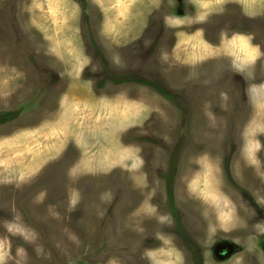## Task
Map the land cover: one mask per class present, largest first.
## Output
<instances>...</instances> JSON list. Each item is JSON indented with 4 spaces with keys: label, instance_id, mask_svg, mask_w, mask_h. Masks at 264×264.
Returning <instances> with one entry per match:
<instances>
[{
    "label": "rangeland",
    "instance_id": "1",
    "mask_svg": "<svg viewBox=\"0 0 264 264\" xmlns=\"http://www.w3.org/2000/svg\"><path fill=\"white\" fill-rule=\"evenodd\" d=\"M0 264H264V0H0Z\"/></svg>",
    "mask_w": 264,
    "mask_h": 264
}]
</instances>
